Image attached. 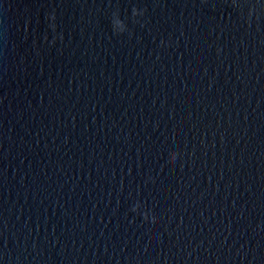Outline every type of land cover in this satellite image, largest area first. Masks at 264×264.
Here are the masks:
<instances>
[{
	"label": "water",
	"instance_id": "water-1",
	"mask_svg": "<svg viewBox=\"0 0 264 264\" xmlns=\"http://www.w3.org/2000/svg\"><path fill=\"white\" fill-rule=\"evenodd\" d=\"M262 5L0 0V264H264Z\"/></svg>",
	"mask_w": 264,
	"mask_h": 264
},
{
	"label": "clouds",
	"instance_id": "clouds-1",
	"mask_svg": "<svg viewBox=\"0 0 264 264\" xmlns=\"http://www.w3.org/2000/svg\"><path fill=\"white\" fill-rule=\"evenodd\" d=\"M262 7H264V5H262ZM49 20L54 21L55 20V16H49ZM146 219L150 222L151 221V217H146Z\"/></svg>",
	"mask_w": 264,
	"mask_h": 264
}]
</instances>
